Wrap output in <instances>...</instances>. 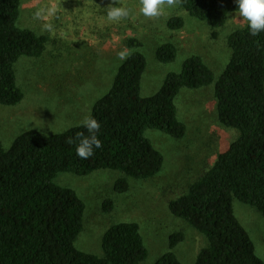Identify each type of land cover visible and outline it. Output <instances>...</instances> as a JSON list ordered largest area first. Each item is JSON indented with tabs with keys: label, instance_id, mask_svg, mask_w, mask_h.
Masks as SVG:
<instances>
[{
	"label": "trees",
	"instance_id": "16d2710c",
	"mask_svg": "<svg viewBox=\"0 0 264 264\" xmlns=\"http://www.w3.org/2000/svg\"><path fill=\"white\" fill-rule=\"evenodd\" d=\"M192 17L217 33L236 11L234 0H174ZM22 0H0V104L24 99L15 65L22 56L41 57L48 42L18 25ZM167 25L180 30L181 16ZM214 33V35H216ZM130 54L119 66L109 92L98 100L91 117L101 125V147L81 159L77 135L89 133L84 124L45 135L30 129L9 149L0 139V264H140L149 250L134 221L111 225L102 236L103 256L76 247L84 231L86 204L78 193L55 179L67 172L87 176L98 170L120 171L117 192L129 189V179L149 180L160 173L164 157L145 136L158 129L181 139L186 125L178 117L176 98L183 88L197 89L215 82L214 97L221 124L239 132L214 164L169 202L171 214L206 238L196 264H264L248 230L236 217L234 198L264 216V31L252 36L248 26L228 37L231 55L215 79L198 55L187 58L180 72L169 73L151 96L141 94L147 59L142 42L129 38ZM177 46L165 42L156 49L160 62H171ZM74 141L68 143L69 140ZM186 239L184 230L171 233L170 250L154 264H182L174 249Z\"/></svg>",
	"mask_w": 264,
	"mask_h": 264
},
{
	"label": "rangeland",
	"instance_id": "374dc122",
	"mask_svg": "<svg viewBox=\"0 0 264 264\" xmlns=\"http://www.w3.org/2000/svg\"><path fill=\"white\" fill-rule=\"evenodd\" d=\"M108 4L109 0H22L18 25L46 35L48 42L41 57L22 56L15 65L24 99L16 105L0 104V139L5 149L30 129L50 135L84 124L96 102L109 92L119 66L127 58L121 60L117 54H130L129 38L142 42L140 50L146 56L147 68L141 94L151 96L169 73L180 72L184 61L193 55L202 57L217 80L230 60L229 35L247 25L235 11L215 33L177 1L166 4L160 16L145 17L140 12V0H117L118 6L129 9V16L109 21ZM172 16H181L184 27L171 30L167 21ZM168 41L177 46V56L171 62H160L156 49ZM214 89L215 82L180 91L176 106L179 119L186 125L183 138L176 139L158 129L145 131L164 157L162 170L154 178L129 179V189L120 193L115 190L116 181L123 176L120 171L58 175L55 182L74 189L86 204L84 231L75 242L78 249L103 256L104 232L115 223L134 221L140 225L149 250L148 258L140 264H154L168 252L169 236L179 230L185 231L186 239L174 252L182 264H196L206 238L174 217L169 202L184 194L239 135L236 129L220 123ZM233 209L264 259V216L236 198Z\"/></svg>",
	"mask_w": 264,
	"mask_h": 264
},
{
	"label": "clouds",
	"instance_id": "9594fccd",
	"mask_svg": "<svg viewBox=\"0 0 264 264\" xmlns=\"http://www.w3.org/2000/svg\"><path fill=\"white\" fill-rule=\"evenodd\" d=\"M174 0H140V12L145 17H158L162 14L164 6H171ZM236 5V13L238 19L247 22L249 32L252 36L258 35L264 31V0H234ZM107 8V19L109 21H119L129 16V9L124 6H118L117 0H109ZM50 29V25H46ZM118 57L123 60L127 57L126 51H120ZM84 127L89 133L84 136L83 133L77 135L79 143L76 145V154L81 159H88L94 154V148L101 147V142L97 138L96 133L101 125L91 116L84 120ZM71 139L68 143H73Z\"/></svg>",
	"mask_w": 264,
	"mask_h": 264
}]
</instances>
